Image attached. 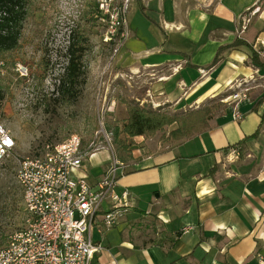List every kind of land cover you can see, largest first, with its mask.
<instances>
[{"label": "crops", "instance_id": "crops-1", "mask_svg": "<svg viewBox=\"0 0 264 264\" xmlns=\"http://www.w3.org/2000/svg\"><path fill=\"white\" fill-rule=\"evenodd\" d=\"M131 4L132 13L140 11L144 20L139 16V23L129 25L126 15L128 36L119 66L134 76L168 67V74H155L154 84L165 102L199 105L262 72L245 46L226 50L209 67L220 46L236 37L248 41L235 22L239 10L224 0ZM200 70L206 73L198 79ZM193 79L198 80L186 88ZM229 96L218 99L224 105L204 133L162 150L146 145L131 150L116 183L118 192L128 193L129 209L113 228L91 231L99 250L90 264H257L264 256L263 108L251 110L258 98L252 99L253 92L240 101ZM234 108L240 120L232 119ZM98 154L90 159L102 168L107 162ZM90 159L83 172L95 183L103 172L91 180Z\"/></svg>", "mask_w": 264, "mask_h": 264}, {"label": "rangeland", "instance_id": "rangeland-1", "mask_svg": "<svg viewBox=\"0 0 264 264\" xmlns=\"http://www.w3.org/2000/svg\"><path fill=\"white\" fill-rule=\"evenodd\" d=\"M127 0H33L32 12L36 21L28 20L22 30V48L7 59L8 68L1 70L7 86L6 98L0 104V125L9 130L17 141L14 157L0 164V248L24 224L22 195L16 180L18 160L32 157L45 144H58L71 135L82 140V150L97 137L100 144L102 133H109V127L118 126L126 117V106L122 100L137 104L160 113L180 114L205 104L222 99L239 88L221 90L215 99H208L196 105H178L160 99L154 87L159 79L157 72L168 74V67L143 71L132 75L130 69L121 62L122 45L128 34L129 25L144 20L143 15L133 11L128 0L127 10L122 14L124 21L116 25L117 13L123 11ZM229 7L239 10L235 17L240 36L254 44L264 62V0H224ZM205 6L208 5L204 2ZM106 4V9L100 5ZM100 13L95 20V6ZM44 10V11H42ZM92 12L87 19L81 20L84 12ZM95 14V17L93 16ZM47 22L42 35L34 34L35 28ZM40 25L38 29L40 28ZM77 25L88 34V47L83 55L84 73L79 86L74 88L75 97L67 104L56 92L58 80L66 66V48L70 32ZM13 63V64H12ZM12 64V66H11ZM26 68V76L20 77L16 66ZM206 72L200 73L201 79ZM197 79V80H198ZM197 80H191L186 88H191ZM253 98L264 93V73L258 72L250 81L242 84ZM77 89V90H76ZM241 89V88H240ZM183 95V91H180ZM73 95V94H72ZM223 103V102H221ZM224 105V103H223ZM170 128L158 131L154 136L135 137L131 150L146 145L150 151L162 150L177 143L160 142L162 135L167 136ZM98 135V136H97ZM104 144V143H103ZM105 145V144H104ZM111 145L112 154L118 158L122 153ZM106 146V145H105ZM238 157L237 152H232ZM98 157L107 162L102 168L94 167V158L87 164L91 180L104 173L110 166L111 154L101 151Z\"/></svg>", "mask_w": 264, "mask_h": 264}, {"label": "built area", "instance_id": "built-area-1", "mask_svg": "<svg viewBox=\"0 0 264 264\" xmlns=\"http://www.w3.org/2000/svg\"><path fill=\"white\" fill-rule=\"evenodd\" d=\"M127 2L121 13L127 10ZM106 6L100 5L101 9ZM16 68L20 77L26 76L25 67ZM242 84L229 99L247 98ZM241 117L234 108L232 119ZM98 140L95 137L83 151L81 138L71 135L62 143L45 144L34 156L18 160L16 180L24 224L0 248V264H90L99 250L91 242V231L113 228L129 209L128 193L116 190L123 163L112 154L110 135L102 133L100 144ZM16 149L15 137L0 125V164L12 159ZM101 151L111 154L110 166L95 183H89L84 164ZM257 264H264V256L257 257Z\"/></svg>", "mask_w": 264, "mask_h": 264}, {"label": "trees", "instance_id": "trees-1", "mask_svg": "<svg viewBox=\"0 0 264 264\" xmlns=\"http://www.w3.org/2000/svg\"><path fill=\"white\" fill-rule=\"evenodd\" d=\"M32 1L0 0V71L8 68L9 64L7 65V59L22 48L21 36L25 22L28 20L36 21L35 13L32 12ZM95 12L96 17L95 14L93 16L96 20L100 13L98 5L95 6ZM91 14L92 12L89 11L84 12L81 15V20L87 19ZM123 21L124 15L118 12V26ZM39 25L35 28L34 34L42 35L43 31L47 28V22H43L38 29ZM87 34L86 31L81 30L79 25L70 32L65 54L67 60L66 66L56 86L57 94L65 99L67 104L72 103L74 100L76 94L73 93L74 88L79 86V81L84 73L83 55L88 47L86 45L88 40ZM237 46H245L251 52L249 58L251 64L264 73V62L260 59V52L255 50L253 43H249L240 37H236L231 45L220 46L209 67L216 65L226 50ZM7 93L5 78L0 72V104L6 98ZM122 104L126 106L125 119L122 120L120 125L109 127L108 129L112 135V146L116 147L122 153L118 158L121 163H125L131 158L133 142L130 140L133 138H149L154 136L158 131H165V128L168 127L170 128L167 132L168 135H162L160 142L162 144L179 143L207 131L209 129V121L223 107V103L220 100H214L197 109L188 110L180 114H170L140 107L137 104L128 103L125 100H122ZM261 106L263 111L259 128L264 125V93L254 100L251 110L256 112ZM252 136H256V133ZM232 148L234 146H230L226 150Z\"/></svg>", "mask_w": 264, "mask_h": 264}]
</instances>
